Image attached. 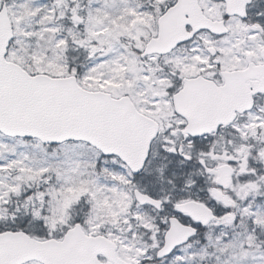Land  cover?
Returning a JSON list of instances; mask_svg holds the SVG:
<instances>
[{
    "label": "snow or ice",
    "instance_id": "obj_1",
    "mask_svg": "<svg viewBox=\"0 0 264 264\" xmlns=\"http://www.w3.org/2000/svg\"><path fill=\"white\" fill-rule=\"evenodd\" d=\"M0 264H264V0H0Z\"/></svg>",
    "mask_w": 264,
    "mask_h": 264
}]
</instances>
